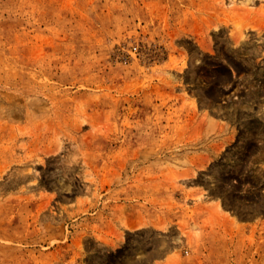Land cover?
Returning <instances> with one entry per match:
<instances>
[{"label":"rangeland","instance_id":"1","mask_svg":"<svg viewBox=\"0 0 264 264\" xmlns=\"http://www.w3.org/2000/svg\"><path fill=\"white\" fill-rule=\"evenodd\" d=\"M0 264H264V0H0Z\"/></svg>","mask_w":264,"mask_h":264}]
</instances>
